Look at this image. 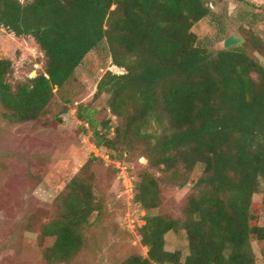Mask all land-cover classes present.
<instances>
[{
    "label": "trees",
    "instance_id": "trees-1",
    "mask_svg": "<svg viewBox=\"0 0 264 264\" xmlns=\"http://www.w3.org/2000/svg\"><path fill=\"white\" fill-rule=\"evenodd\" d=\"M228 1L0 0V28L31 39L42 55L41 70L22 81L13 78L12 61L0 60L3 121H39L55 89L63 90L92 52L105 48L124 72H107L93 99L107 97L115 125L97 123L91 105L76 111L100 154L94 158L108 157L121 190L120 171L128 170L131 202L145 212L137 234L146 256L133 253L116 264H256L253 242L264 255V228L254 226L252 213L264 182V64L241 48L215 50L192 31L206 19L219 25L216 10L226 14ZM232 1L250 9L239 34L264 58V3ZM197 167L202 172L181 215H151L163 189L185 188ZM91 168L89 160L39 228L47 264H71L94 242L87 231L106 211ZM180 233L186 251L168 250V237Z\"/></svg>",
    "mask_w": 264,
    "mask_h": 264
},
{
    "label": "rangeland",
    "instance_id": "rangeland-1",
    "mask_svg": "<svg viewBox=\"0 0 264 264\" xmlns=\"http://www.w3.org/2000/svg\"><path fill=\"white\" fill-rule=\"evenodd\" d=\"M247 1L264 3V0ZM249 10L230 0L226 14L220 8L216 10L221 15L219 25L206 19L192 31L202 43L215 50L241 48L264 64V58L254 54L239 34L241 19ZM220 28L225 31L224 35L220 34ZM258 29L264 31V25ZM2 59L12 61L15 80L33 78L41 70L42 55L36 44L31 39H17L0 28ZM107 72L124 73L112 65L107 50L102 48L86 57L63 90L55 89L54 99L39 121L13 125L0 117V264H47L38 242L39 228L49 221L58 196L89 160H92L91 172L96 182L94 193L106 213L87 231L94 242L71 264H116L133 253L146 256L147 250L140 246L137 234V229L144 225L145 212L132 204L128 190H121L109 160L94 158H100V154L93 145L91 132L76 116L79 105H91L97 123L116 124L106 106L107 97L93 100L97 85ZM125 163L135 171L134 163ZM140 163L145 165L144 160ZM201 172L202 168L197 167L191 183L183 189H163L162 204L151 215L180 216L186 196ZM252 213L254 226L264 228V182L261 193L253 199ZM96 217L95 213L90 222L94 223ZM167 249L186 251L184 234L169 236ZM252 249L256 264H264L257 242L252 243Z\"/></svg>",
    "mask_w": 264,
    "mask_h": 264
},
{
    "label": "built area",
    "instance_id": "built-area-1",
    "mask_svg": "<svg viewBox=\"0 0 264 264\" xmlns=\"http://www.w3.org/2000/svg\"><path fill=\"white\" fill-rule=\"evenodd\" d=\"M106 160H108V157H106ZM143 162V160H141ZM118 179L121 181L123 189L130 195L133 193V187H134V178L130 176L126 168H122L119 174Z\"/></svg>",
    "mask_w": 264,
    "mask_h": 264
}]
</instances>
